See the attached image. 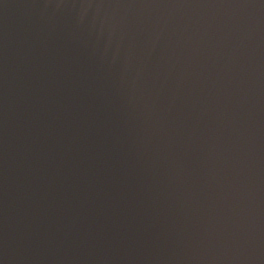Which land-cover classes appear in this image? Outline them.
Listing matches in <instances>:
<instances>
[{
  "label": "water",
  "instance_id": "1",
  "mask_svg": "<svg viewBox=\"0 0 264 264\" xmlns=\"http://www.w3.org/2000/svg\"><path fill=\"white\" fill-rule=\"evenodd\" d=\"M0 264H264V64L163 99L0 0Z\"/></svg>",
  "mask_w": 264,
  "mask_h": 264
}]
</instances>
